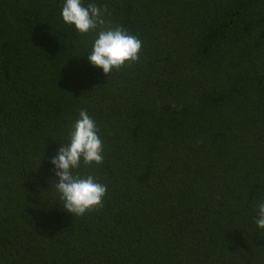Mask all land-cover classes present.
I'll return each instance as SVG.
<instances>
[{
  "label": "trees",
  "instance_id": "obj_1",
  "mask_svg": "<svg viewBox=\"0 0 264 264\" xmlns=\"http://www.w3.org/2000/svg\"><path fill=\"white\" fill-rule=\"evenodd\" d=\"M62 0H0V264H264V0H84L142 41L108 76ZM95 120L82 216L49 163Z\"/></svg>",
  "mask_w": 264,
  "mask_h": 264
},
{
  "label": "clouds",
  "instance_id": "obj_2",
  "mask_svg": "<svg viewBox=\"0 0 264 264\" xmlns=\"http://www.w3.org/2000/svg\"><path fill=\"white\" fill-rule=\"evenodd\" d=\"M61 20L80 34L96 31L91 49L86 55L88 64L109 75L128 62H136L142 41L121 26L104 27L105 11L94 2L62 0ZM95 120L84 109L71 125L67 143L61 144L49 161L57 178L54 185L62 208L73 216H82L92 208L102 205L107 188L93 175H78L76 170L84 165L101 164L103 144ZM255 224L264 230V199L255 206Z\"/></svg>",
  "mask_w": 264,
  "mask_h": 264
}]
</instances>
